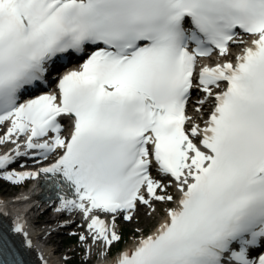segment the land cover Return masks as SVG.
<instances>
[{"label":"snow or ice","instance_id":"6c2138e0","mask_svg":"<svg viewBox=\"0 0 264 264\" xmlns=\"http://www.w3.org/2000/svg\"><path fill=\"white\" fill-rule=\"evenodd\" d=\"M241 33L251 46L227 61ZM214 53L227 62L198 70ZM85 55L56 92L21 103ZM6 123L0 145L15 147L0 155V179L43 180L57 212L88 222L80 242L105 255L122 239L118 217L176 204L114 264H264V0H0ZM54 154L38 171H6ZM34 247L23 219H0V264H29Z\"/></svg>","mask_w":264,"mask_h":264},{"label":"bare ground","instance_id":"6f19581e","mask_svg":"<svg viewBox=\"0 0 264 264\" xmlns=\"http://www.w3.org/2000/svg\"><path fill=\"white\" fill-rule=\"evenodd\" d=\"M251 38H248L247 40H250ZM246 40V39H244ZM247 43H249V41H247ZM244 46V44H233L230 46L231 48V55L229 57H227V61L232 59V56L239 52V50L242 49V47ZM227 62L224 60V58L218 56L217 58H210L208 60H205V64H209L212 66H215L216 63L219 62ZM199 92H197L196 94H198ZM200 95L203 94L200 93ZM195 109V106L193 108V110ZM208 111V105L205 106L204 108V112L206 114V112ZM5 171V170H4ZM8 172H32V171H28V169L26 168H18L17 167H12L8 170H6ZM3 171L0 172V175H2ZM7 181V180H6ZM10 182V181H8ZM20 184V183H19ZM16 185L18 184H13V186H8V185H4L6 187H9L10 190L12 189H16ZM12 189H11V188ZM175 189V187H174ZM173 194H175L177 197L179 196V193L177 192V190L175 189V191H173ZM9 196V194H3L0 193V209H3L7 212V216L4 217L3 215H0V219H3L6 223L10 222L16 218H21L23 219L26 224H27V231L29 233V237L32 240L33 244H34V250L29 254L28 258L30 261V264H40L39 261V256L43 255L45 260L48 262V264H62V259L59 257L58 253L60 252L59 248H55L54 247V243H53V234H56L57 232H63L69 228H77V230H83L86 231L85 235H88L87 232V221L83 218L82 214L80 213H64L60 216H56V217H50L49 214V210H51L52 208L50 207L48 210H46L44 213H40L38 214L37 218H36V222H32V216H35L38 212H40L42 206H36L37 209L35 208V206L31 205V204H25V200L23 199L22 196L18 197V198H10V199H6L5 197ZM167 206L170 204H166ZM152 209L148 208V211H151ZM157 211V209H156ZM154 215V214H153ZM147 222L149 221V218L146 219ZM32 222V223H31ZM108 222H111V219L108 220ZM42 224L43 226H45L44 230L42 228H35V225H40ZM83 224V225H82ZM82 225V226H81ZM116 225H117V232L120 233V226H118V222L116 221ZM82 230V231H83ZM142 231V230H141ZM50 238V239H49ZM45 239H49L47 242L45 241V244H49V246L47 245H43V240ZM88 241H91V239H89ZM111 251L108 250L106 254H109ZM101 252V256H100V262H103L105 260V249L102 247V249H100ZM64 263L68 264L67 261H64Z\"/></svg>","mask_w":264,"mask_h":264},{"label":"rangeland","instance_id":"374dc122","mask_svg":"<svg viewBox=\"0 0 264 264\" xmlns=\"http://www.w3.org/2000/svg\"><path fill=\"white\" fill-rule=\"evenodd\" d=\"M11 188V187H10ZM12 189V188H11ZM20 189L16 187V189L10 190L9 187H6L2 185V181H0V193L3 194H9L13 195L14 193H17ZM149 218V221L147 222L146 219ZM157 222V217L153 216L151 213L143 211V214L140 213L139 216H136L135 219L128 221V222H120L119 226L121 228L119 235L122 237V239L115 243L110 253L118 248L120 246H126L128 243L133 241L136 236H139L140 231L144 229V231L150 230ZM35 225V227L41 226ZM76 230V228L73 230L67 229L63 232L56 233L53 235V243L54 247L59 248L60 252L58 255L61 257V259L68 260L70 264H87V262L92 263V258L95 257V261H98V259L101 256L100 249H102V246L94 244L92 241H88L87 245L82 244L80 242V235H84V231H79L77 238L72 237L71 234ZM49 240V239H45ZM88 246L91 247V252L88 251ZM68 263V261H67Z\"/></svg>","mask_w":264,"mask_h":264}]
</instances>
